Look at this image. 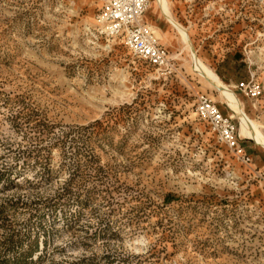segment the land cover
Segmentation results:
<instances>
[{
    "label": "rangeland",
    "instance_id": "rangeland-1",
    "mask_svg": "<svg viewBox=\"0 0 264 264\" xmlns=\"http://www.w3.org/2000/svg\"><path fill=\"white\" fill-rule=\"evenodd\" d=\"M105 1L0 0V264H264V145L245 164L198 117L239 133L193 62L264 138V0H168L188 41L150 0L174 74L100 34Z\"/></svg>",
    "mask_w": 264,
    "mask_h": 264
},
{
    "label": "built area",
    "instance_id": "built-area-1",
    "mask_svg": "<svg viewBox=\"0 0 264 264\" xmlns=\"http://www.w3.org/2000/svg\"><path fill=\"white\" fill-rule=\"evenodd\" d=\"M149 5L150 0H106L98 16L102 25L100 34L118 40L149 66L174 74L176 68L168 50L159 42L153 28L143 21ZM239 87L250 97L262 93L251 82L241 83ZM196 110L198 117L208 123L218 140L238 159L245 164L252 162L232 116L223 114L219 105L204 94L198 96Z\"/></svg>",
    "mask_w": 264,
    "mask_h": 264
},
{
    "label": "bare ground",
    "instance_id": "bare-ground-1",
    "mask_svg": "<svg viewBox=\"0 0 264 264\" xmlns=\"http://www.w3.org/2000/svg\"><path fill=\"white\" fill-rule=\"evenodd\" d=\"M156 2L158 4L160 10L167 16L168 20L170 22H172L175 26H177L179 31H181V33L185 37L186 41H188V39H187L188 34H186V31L180 25H178L176 22H174L171 18L170 2L168 0H156ZM149 7H150V5H149ZM148 10H149V8H148ZM193 62L195 64L196 70L199 71L201 74H204V76H206L210 80V84L214 88L219 89L222 92V94L224 95V97L227 101L228 106L232 110L237 112V116L240 119V129H239L240 137H242L244 139L253 140L258 145H264V138L261 136L257 125H255L254 121L252 122L246 116V114L244 113L242 108H240L239 100L233 94V92L222 82V80L218 76H215L211 71H209V69L207 70V68L204 67L202 62L200 60H198L195 57V55H193Z\"/></svg>",
    "mask_w": 264,
    "mask_h": 264
},
{
    "label": "crops",
    "instance_id": "crops-1",
    "mask_svg": "<svg viewBox=\"0 0 264 264\" xmlns=\"http://www.w3.org/2000/svg\"><path fill=\"white\" fill-rule=\"evenodd\" d=\"M148 24V23H147ZM152 27V26H151ZM163 45V44H162ZM164 46V45H163ZM165 47V46H164ZM166 48V47H165ZM169 52V51H168ZM219 108H220V110H221V107H220V105H219ZM223 111V110H222ZM223 113V112H222ZM224 114V113H223Z\"/></svg>",
    "mask_w": 264,
    "mask_h": 264
}]
</instances>
